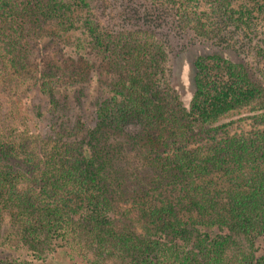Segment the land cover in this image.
Masks as SVG:
<instances>
[{"label":"trees","instance_id":"obj_1","mask_svg":"<svg viewBox=\"0 0 264 264\" xmlns=\"http://www.w3.org/2000/svg\"><path fill=\"white\" fill-rule=\"evenodd\" d=\"M143 3L214 42L187 103L176 53L137 34L149 21L119 30L105 0H0V264H264V128L220 136L237 114L264 122V0Z\"/></svg>","mask_w":264,"mask_h":264},{"label":"rangeland","instance_id":"obj_2","mask_svg":"<svg viewBox=\"0 0 264 264\" xmlns=\"http://www.w3.org/2000/svg\"><path fill=\"white\" fill-rule=\"evenodd\" d=\"M108 1L113 4L110 5ZM140 1L141 0H105V4L107 6L105 11L107 14L102 16V21H107L108 24L115 23L116 27H119V30H138V21L142 24H144L143 21L145 20L149 21V25L154 27L155 33H150L153 31L152 27H149L145 33L139 32L137 34L145 36L149 35L156 41L161 40L165 44H168L173 52L176 53L175 56H171L173 58L171 61V80L178 93H180L183 101L187 103L193 92L194 67L192 65V61L199 55L212 53L215 50L214 42L195 38L190 33L181 30L178 25L173 22V20H171L170 17L165 15L166 13L164 12L157 11L155 9H149L144 3L141 5V7L139 5L135 6ZM134 7H137V11L133 9ZM79 13L81 14V12ZM156 14H160L162 17L157 19ZM81 16H83V14ZM78 17L79 16H77V18ZM263 23V20H259L258 25L261 26ZM79 36L80 31L76 30L70 40L73 41L75 37ZM54 52V50H50L49 54H54ZM245 115L246 114L241 113L232 116L234 119L233 123L225 129L226 133L223 132L220 134V136H224L225 134L247 135L257 129L264 128V122L255 121L254 119L248 118ZM132 133L133 130H129L128 128L127 131L118 136V139L126 141L127 135ZM126 142L128 143L125 145L126 147L124 150V156L120 161V164L126 169V173H128V175L124 176V181L129 183V189L130 191H133L134 185H137V181L134 179L136 177L134 173L138 172L139 176H143L145 169L140 164V158L137 154L138 145H133L131 143V139H128ZM78 259H80V257H74L73 261L76 260V262L79 264L80 262H78ZM81 259L84 264H87L88 261L92 262L90 259L87 260V256H84Z\"/></svg>","mask_w":264,"mask_h":264}]
</instances>
